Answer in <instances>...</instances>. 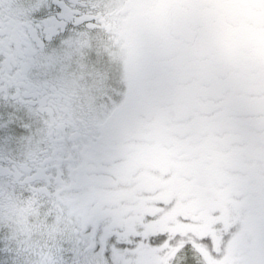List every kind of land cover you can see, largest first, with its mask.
<instances>
[{"label": "snow or ice", "instance_id": "obj_1", "mask_svg": "<svg viewBox=\"0 0 264 264\" xmlns=\"http://www.w3.org/2000/svg\"><path fill=\"white\" fill-rule=\"evenodd\" d=\"M234 9L264 22V0H0V264H207L210 237L154 234L96 184L130 102L114 66L140 29L199 15L219 34ZM219 239L223 264H264V226L251 258L236 260L243 233Z\"/></svg>", "mask_w": 264, "mask_h": 264}, {"label": "rangeland", "instance_id": "obj_2", "mask_svg": "<svg viewBox=\"0 0 264 264\" xmlns=\"http://www.w3.org/2000/svg\"><path fill=\"white\" fill-rule=\"evenodd\" d=\"M231 14L236 19L235 26L234 22L232 25L226 24V29H223V33L219 34L214 30L204 29L202 26L201 35L196 34L195 39H192V34H195L196 22L189 18L185 32H187L189 42L194 43L193 45L197 48L193 51L191 50L192 46L188 55L183 54L180 57V52L184 47L180 44L181 42L173 39L178 36L175 32L174 21H177L180 15L173 14L165 20L169 21L171 29L168 28L164 31L162 37L159 20L148 21L139 31V47L130 57L114 66L113 95L121 98L128 97L130 102L121 133L107 157L116 159L110 161L114 163L111 169L105 165V173L110 178L99 176L98 179L104 180L103 193L110 207L144 219L154 234H178L182 229L189 227L190 222L196 221L197 217L198 220H201L203 215L202 211L191 212L187 210L188 207L174 203L173 194L176 182L179 185H183L184 182L188 183V180H182L185 173L183 174L181 169L183 171L188 169L190 151L199 149L198 145L205 136L202 132L206 133L203 123H196L195 120L190 123L191 119H195L203 113L201 110L197 112L198 108H203L198 98L205 99L204 94H212L211 89L214 87L210 85L212 87L207 88L210 83L200 85V82L196 81L197 79L185 84L187 75L192 76L196 71L189 69L193 63H189L187 66L188 56L192 59L195 54L199 55L197 50L200 47L201 50H204L205 46L208 48L207 45H209V51H211L220 48L223 43L225 55L233 53L237 56L236 62H244L243 65L239 63L238 68L232 67L236 68L241 74L240 76L229 74L223 80L218 76H213V73L208 76L213 81L212 84L215 83L218 85L217 87H220L214 96L224 100V103H221V106L224 107L221 111L224 117L229 112L232 114L231 117H236V114L238 116V118H233V122L225 117L224 124L230 123L226 127V135L240 134L237 138L223 135L222 130L225 125H222L223 121L219 120L220 126L211 129L214 133L210 136L212 142H216L218 136L221 139L225 138L226 142L224 144L222 142L221 145L227 149V145L246 141V139L250 146H256L258 137L254 135L253 130L259 131L264 127V118L251 122L242 120L244 116L251 118L254 114L261 112L264 114V71L259 70L262 68L259 66H264L262 63L264 47H261L264 44L259 39V35L264 33V29L259 27L263 22L255 16L247 14L243 9L231 10ZM247 20H254L258 24L252 26L246 22ZM200 21L202 22V20ZM240 29L243 34L245 31L248 36L246 39L257 40L253 44L256 50L252 51V55L248 52L244 53V51L241 54V46L245 45L246 40L243 41L242 38V40L235 41L236 36L232 35L233 32L236 33ZM212 32H214L213 37L204 39V36L207 37ZM172 39L175 41L173 42L174 48L169 44ZM238 48L241 49L239 53ZM174 50L178 53L177 57ZM177 58L182 60L183 64ZM179 65L185 66L187 71L182 68V71H178ZM163 67H167L168 70ZM250 67L259 68L256 72H252V70H248ZM174 70L178 72H174ZM236 70L235 74H239ZM233 86L242 89L240 90L241 94L246 96L238 98L226 94V89ZM108 102H113L111 97ZM216 120L210 119L212 122ZM243 124L246 127H243ZM191 129L194 131L192 135H189ZM207 144L208 150L212 154H220L212 143L210 145L209 139ZM230 149L232 150V148ZM119 155H121V159ZM216 160H221V158L218 157ZM112 173L117 178L111 176ZM173 181H175L174 184ZM115 183H118L117 190ZM205 187L206 184H203V189ZM175 202L178 200L175 199ZM181 211L187 212L183 216ZM215 214L217 217V212ZM221 215L222 213L218 212V217ZM180 235L181 238H184V234L180 233ZM154 238L158 239L159 236L155 235ZM193 257L196 258L194 255ZM196 264H201V261L197 259ZM219 264H223V260Z\"/></svg>", "mask_w": 264, "mask_h": 264}, {"label": "trees", "instance_id": "obj_3", "mask_svg": "<svg viewBox=\"0 0 264 264\" xmlns=\"http://www.w3.org/2000/svg\"><path fill=\"white\" fill-rule=\"evenodd\" d=\"M247 2H251V0H247ZM189 18L194 19V21L196 22L195 34H192V39H195L197 36L196 34L198 33L199 35H201L202 32L200 33V31L202 26L204 29L213 31V29L209 26V23L199 15H195V17L194 15H180L179 19L177 21H174V27L176 30L175 32H177L178 36L176 37L175 33L174 35L176 38H173L174 40L181 42L180 44L184 47L182 50L183 52H180V50L177 49V51L180 52L179 57L183 54L188 55L192 46L193 48H191V50L193 51L195 48H197L193 45L194 43L189 42V37H187V32H185V30L187 29L186 23ZM200 20H202V22ZM235 21L236 19L231 14V12L227 14L223 20L221 33H223V29H226V24L232 25L234 22L235 26ZM175 22L177 23L175 24ZM246 22H249L252 26L253 24H258L254 20H247ZM159 23L160 30H162V37V35H164V31L170 28L171 25L169 21H159ZM259 27L263 30L264 22ZM232 35L236 36L234 38L235 41H239V39L242 40V38L243 41L244 39L246 40L245 45L243 44L244 46H241V54L243 53V51L244 53L248 52L251 55L253 54L252 51L256 50L253 44L256 43L257 40L246 39L248 38V36L245 34V31L243 34L241 29L236 33L233 32ZM213 36L214 32L210 33L207 37L204 36V39H210ZM173 39L169 42V44L174 48L175 44L173 42L175 41ZM207 47L208 48H206L205 46L204 50H201L200 47V49L197 50L199 55L196 56L195 54L192 59L190 56H188L187 66L189 65V63H193V66L189 69H195L196 71L192 76L187 75L185 81V84H188L191 83L192 80L197 79L196 81H199L200 85L210 83L207 87L209 89L214 86L213 89H211L212 94H204L206 97L205 99H201V97L198 98L203 108H198L197 112L201 110L203 111V113L201 114V116L199 115V117L191 119L190 121V123L193 120H195L196 123H203L206 130L204 132L206 133L202 132V134L205 136L202 138L201 142L198 145L199 149H197L196 151H190L191 157L188 161V169L186 171H183V169H181V172L183 174L185 173L182 180H188V183L186 184L184 182L183 185H179L178 182L174 184L175 181H173V194L174 203H180L183 205V207H188V211H202L203 213L201 220H198L197 217L196 221L190 222V224H188L189 227L182 229L178 234H184V238L186 236H188V238L210 237L213 243L211 245L204 246L206 251L204 259L207 261V264H219L220 261L223 260V253L221 252L220 246L221 241L219 239V232L221 228L229 241H234L243 233L240 252L236 257L237 261H239L241 257L250 258L261 242L262 226H264V127L259 131L253 130L254 135L258 137L257 143H255L256 146H250L248 140L246 139V141L227 145V149L223 147V145H221L222 142L223 144L224 142H226L224 140L225 138L221 139L218 136V140L216 142H212L210 137L212 136V134L214 135L213 131L211 130L212 127L215 128L216 126H220L219 120L223 121V125L225 123V117L233 122V118H238V116L236 114V117H231L232 114L231 112H229L227 116L224 117L221 112L224 109V107L221 106V103H224V100L220 99V97L214 96V93L217 92L218 89L220 90V87H217L218 85L215 83L212 84L213 81L208 76H210V73H213V76H218L222 80L228 77L229 74L240 76L241 74L236 70V68L232 67L235 66L238 68L239 63L243 65L244 62H236L237 56L233 55V53H226L225 55V53H223V50L225 48L223 43L220 48H216L215 50L209 51L210 46L207 45ZM261 47L264 46L261 45ZM261 47L259 46V48ZM237 50L239 53L241 49L238 48ZM174 52L176 51L174 50ZM177 56L178 53L176 52V57ZM191 56L193 55L191 54ZM180 61L183 64V61ZM198 63L199 65H197ZM262 63L264 64V61H262ZM180 66L181 65L177 67L178 71H182V69L186 70L185 66ZM259 67H262L259 70L264 71V66ZM163 68H166V70H168L167 67ZM257 68L250 67L248 70L256 72ZM173 69H175L174 66ZM234 69L239 74H235ZM178 71L174 70V72ZM240 90L242 89H240L238 86H233L227 88L225 93L232 95L233 97H245L246 95L243 96ZM201 96L203 98V95ZM255 98L257 97L255 96ZM233 116L235 115L233 114ZM213 118L217 120L214 122L210 121V119ZM262 118H264V114H262L261 112L258 114H254V116H251V118L249 116H244L242 120H244L245 122H251L252 120L258 121ZM224 125L225 126L222 130L223 135L225 134V136H229L230 138H237L238 135H240L239 133L226 135V127L230 125V123L226 122V124ZM242 126L246 127L244 126V124ZM193 131L194 130L191 129V133H189V135H192ZM206 139L207 141H205ZM208 139L210 140V145L212 143L220 154H212L208 150ZM203 144L206 145L204 146ZM230 148H232V150ZM119 156V158L121 159V155ZM218 157H220L221 160H216L218 159ZM114 160L116 159H109V162ZM113 165L114 163H110V167H112ZM188 173H190V176H188ZM111 176L117 178L113 173ZM203 184H206V187L204 189ZM175 199L178 200V202H175ZM181 212H183L184 216L187 211ZM216 212L217 217L215 214ZM218 212L222 213L220 217H218ZM221 218H223V220L225 221L223 226L218 222ZM227 247L228 244H225V248ZM218 253L221 254L219 259L216 258ZM193 255L196 256L195 253Z\"/></svg>", "mask_w": 264, "mask_h": 264}, {"label": "flooded vegetation", "instance_id": "obj_4", "mask_svg": "<svg viewBox=\"0 0 264 264\" xmlns=\"http://www.w3.org/2000/svg\"><path fill=\"white\" fill-rule=\"evenodd\" d=\"M131 79V78H130ZM131 82H132V79H131ZM110 163L111 162H109V159L108 158H106V160L104 161V163H103V165H102V168H101V170L99 171V173H98V177L99 176H101V177H103V178H107V176L109 177V175L108 174H106L105 173V168H106V166L108 167V168H110L111 169V167H110ZM106 165V166H105ZM111 172V171H110ZM109 173V172H108ZM106 174V175H105ZM110 178V177H109ZM115 185H116V190H117V188H118V183H115ZM96 186H97V188L100 190V191H102L103 192V190H104V187H105V183H104V180L103 181H101V180H99V179H97V184H96ZM107 203V202H106ZM107 205L109 206V204L107 203ZM118 209V208H117ZM71 225L69 224L68 225V227H70Z\"/></svg>", "mask_w": 264, "mask_h": 264}]
</instances>
